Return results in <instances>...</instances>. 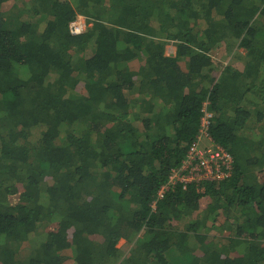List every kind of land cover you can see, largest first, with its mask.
<instances>
[{"label": "trees", "instance_id": "trees-1", "mask_svg": "<svg viewBox=\"0 0 264 264\" xmlns=\"http://www.w3.org/2000/svg\"><path fill=\"white\" fill-rule=\"evenodd\" d=\"M0 264H264V0H0Z\"/></svg>", "mask_w": 264, "mask_h": 264}, {"label": "built area", "instance_id": "built-area-1", "mask_svg": "<svg viewBox=\"0 0 264 264\" xmlns=\"http://www.w3.org/2000/svg\"><path fill=\"white\" fill-rule=\"evenodd\" d=\"M85 19L87 20V18L83 16H78L75 21L70 23L69 32L71 35H80L84 32L83 25ZM209 118L210 115L208 113H204L200 123V137L208 138L207 134L209 129ZM188 158L189 159L185 161L181 167V170L186 172V174H174V176L171 178L172 184L177 180L186 185L193 181L198 183L201 180L212 181L228 177L224 174L222 169L231 168V158L230 155L223 149H213L206 146L205 148H199L198 144L196 143V146L192 147V149L189 151ZM195 158L199 160V163L192 165V160H195ZM159 194H161V192Z\"/></svg>", "mask_w": 264, "mask_h": 264}, {"label": "rangeland", "instance_id": "rangeland-1", "mask_svg": "<svg viewBox=\"0 0 264 264\" xmlns=\"http://www.w3.org/2000/svg\"><path fill=\"white\" fill-rule=\"evenodd\" d=\"M88 21H89V19H87V20L85 19V21H84V27H85V30L87 29V27H89V26L91 25V23L88 22ZM85 23H86L87 25H86ZM86 26H87V27H86ZM167 47H168V51H171V50L173 49V48H172V45H168ZM202 143H203L204 145H206V146L209 145V143H208L207 140H205V139L202 140ZM123 243H124V245H125V242H124V241H123V242H120L119 244L122 245ZM35 244H38V241H37V240H35ZM121 245H120V246H121ZM27 247H30V244H29V243L27 244ZM122 249H124V247H123ZM25 251H26V250H24L23 252L25 253ZM26 253H27V252H26ZM27 254H28V253H27Z\"/></svg>", "mask_w": 264, "mask_h": 264}, {"label": "crops", "instance_id": "crops-1", "mask_svg": "<svg viewBox=\"0 0 264 264\" xmlns=\"http://www.w3.org/2000/svg\"><path fill=\"white\" fill-rule=\"evenodd\" d=\"M91 26V25H90ZM166 49H167V52H170V51H168V47L166 46ZM173 50H174V48H173Z\"/></svg>", "mask_w": 264, "mask_h": 264}, {"label": "bare ground", "instance_id": "bare-ground-1", "mask_svg": "<svg viewBox=\"0 0 264 264\" xmlns=\"http://www.w3.org/2000/svg\"><path fill=\"white\" fill-rule=\"evenodd\" d=\"M82 25H83V23H82ZM83 27H84V25H83ZM84 31H85V27H84Z\"/></svg>", "mask_w": 264, "mask_h": 264}]
</instances>
